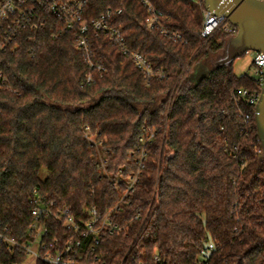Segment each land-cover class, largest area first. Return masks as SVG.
I'll return each instance as SVG.
<instances>
[{
	"label": "trees",
	"instance_id": "obj_1",
	"mask_svg": "<svg viewBox=\"0 0 264 264\" xmlns=\"http://www.w3.org/2000/svg\"><path fill=\"white\" fill-rule=\"evenodd\" d=\"M147 1L182 41L149 28L141 0H87L85 18L111 11L128 48L162 71V81L147 85L106 37H92L93 58L107 73L85 84L76 32L50 14L43 30L0 53V226L26 239L36 191L77 218L95 208L128 226L104 235L108 264H264V155L256 107L237 96L262 89L237 76L234 63L214 64L234 36L201 37L204 2ZM146 133L155 138L141 167ZM137 174L123 205L127 179Z\"/></svg>",
	"mask_w": 264,
	"mask_h": 264
},
{
	"label": "built area",
	"instance_id": "obj_2",
	"mask_svg": "<svg viewBox=\"0 0 264 264\" xmlns=\"http://www.w3.org/2000/svg\"><path fill=\"white\" fill-rule=\"evenodd\" d=\"M188 1L198 4L204 2V0ZM141 2L148 8L147 26L150 29H159L166 37H171L174 41H182L181 36L171 34L167 30L162 23L161 13H157L147 0H141ZM86 5L87 0H0V53L17 49L25 33L36 34L37 31L43 30L48 23L47 16L50 14L62 22L64 32H76L75 48L83 53L88 69L85 74V84H94L98 77L107 73L106 68L93 58L92 37H106L123 57L132 61L143 75L147 85L166 78L162 71L154 70L146 57L128 48L123 27L112 24L111 11L99 19L87 20L85 18ZM117 14L120 15L121 11ZM220 32L236 36L238 29L223 16H215L204 8L201 37L209 41ZM254 54L252 61V68L255 71L254 78L263 89L264 54ZM3 81V75L0 73V82L5 83ZM261 91L251 93L240 89L237 96L256 107ZM154 138V133H146L140 139L143 147L139 159L141 167L147 157L144 148L148 143H152ZM85 139L93 145L98 144L96 135L89 128L85 129ZM102 167L104 168L103 162ZM127 181L128 184L120 201L123 205L135 191L138 174L128 177ZM31 204V223L26 239L16 240L6 234V229L0 226V264H108L103 260L101 251L104 235H120L128 229V226L116 223L111 213L102 217L95 208L87 210V218H77L69 208L61 207L56 202L46 201L36 191H34ZM116 209L118 210V207ZM141 218L142 215L139 213L133 221H140ZM212 250L213 245H209V248L202 251L201 255L207 256ZM155 260L159 263L157 257ZM116 264L137 263L123 261Z\"/></svg>",
	"mask_w": 264,
	"mask_h": 264
},
{
	"label": "water",
	"instance_id": "obj_3",
	"mask_svg": "<svg viewBox=\"0 0 264 264\" xmlns=\"http://www.w3.org/2000/svg\"><path fill=\"white\" fill-rule=\"evenodd\" d=\"M204 8L215 16H223L238 29L214 63L216 66H230L248 52L264 54L263 0H204ZM200 72L208 74L210 69L204 66ZM255 123L264 155V86L255 108Z\"/></svg>",
	"mask_w": 264,
	"mask_h": 264
},
{
	"label": "rangeland",
	"instance_id": "obj_4",
	"mask_svg": "<svg viewBox=\"0 0 264 264\" xmlns=\"http://www.w3.org/2000/svg\"><path fill=\"white\" fill-rule=\"evenodd\" d=\"M254 57H255L254 52H248L244 56L236 59V61L234 62V65H233V70H234L235 74L237 76L248 75V76L254 78L255 77V71L252 68V61L254 60Z\"/></svg>",
	"mask_w": 264,
	"mask_h": 264
}]
</instances>
